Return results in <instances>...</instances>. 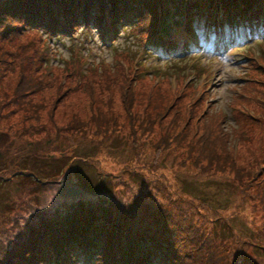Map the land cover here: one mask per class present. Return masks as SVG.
<instances>
[{"label":"rangeland","instance_id":"obj_1","mask_svg":"<svg viewBox=\"0 0 264 264\" xmlns=\"http://www.w3.org/2000/svg\"><path fill=\"white\" fill-rule=\"evenodd\" d=\"M142 28L120 25L106 44L93 28L52 39L33 32L14 43L22 52L0 64L2 101L14 99L26 57L39 63L24 66L39 90L24 91L32 105L0 112V167L11 166L0 177V241L31 207L60 210L63 225L64 207L81 199L123 207L173 199L201 247L199 264H264V42L164 58ZM195 137L199 158L178 147ZM21 149L47 155L37 178L11 173ZM230 154L238 171L227 166Z\"/></svg>","mask_w":264,"mask_h":264},{"label":"trees","instance_id":"obj_2","mask_svg":"<svg viewBox=\"0 0 264 264\" xmlns=\"http://www.w3.org/2000/svg\"><path fill=\"white\" fill-rule=\"evenodd\" d=\"M248 19L264 27V0H0V64L13 65V58L18 56L16 48L22 52L14 43L33 32L52 39L68 36L78 28L96 26L102 34L101 39L107 40L115 33V29L114 33L111 30L109 33L107 28H116L120 22L122 25L138 24L142 29L148 27L150 37L147 42L167 55L177 49L178 42L192 41L196 28L209 29L223 24L230 27L233 21ZM167 23H170L171 31L166 30ZM6 46L12 53L5 50ZM187 52L183 50V53ZM19 64V81L12 87L14 99L11 103L2 101L3 76L0 71V112L13 106L11 112L14 114L23 110L26 104L32 105L24 101L27 94L24 91L39 90L34 87L37 80L31 77L33 69L24 68L39 63L26 57L20 59ZM105 130L101 132L108 135L110 132ZM222 135L215 139L223 143ZM0 139L3 147L6 138L1 135ZM224 139L227 141L225 136ZM183 142L178 147L187 149L195 158L200 157L195 152L200 138ZM229 156L230 159L224 158L223 162L227 161L228 167L238 171L233 155ZM46 157L31 155L21 149L15 156L17 170L11 173L14 177L37 178L35 166ZM8 169H11L10 164L8 168L0 167V177L5 174L3 172H10ZM80 201L64 207L67 214L63 225L59 222L60 210L51 213L47 209L37 211L31 207V214L15 222L11 227L13 233L0 241V264H71L72 255L79 251L87 253L86 259L93 260V264H120L121 260L127 259L138 264H148L149 260L156 264H178L177 257L182 250L189 253L184 264L200 263L201 247H196L194 237H189V220L176 213L174 221L169 206L155 204L157 201L153 198L145 204L134 202L130 205L133 207H123L115 201L107 204L101 202L103 200L97 204ZM68 208L74 213L71 214ZM202 241V244L206 243L204 239ZM251 246L262 248L257 244ZM191 248L194 254L190 252Z\"/></svg>","mask_w":264,"mask_h":264},{"label":"bare ground","instance_id":"obj_3","mask_svg":"<svg viewBox=\"0 0 264 264\" xmlns=\"http://www.w3.org/2000/svg\"><path fill=\"white\" fill-rule=\"evenodd\" d=\"M140 31L143 32L144 30H140ZM168 206H169V210H170V213L172 215V218L175 221V219H176V213H175L174 207H173L174 206L173 199L168 202ZM188 257H189L188 251L182 250V252L177 257L178 258V264H179V262H180V264L187 263L186 260H185V258H188Z\"/></svg>","mask_w":264,"mask_h":264}]
</instances>
